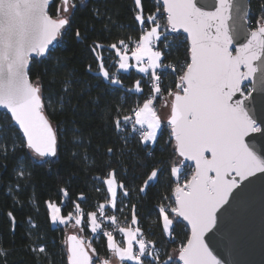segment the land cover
<instances>
[{
	"label": "snow or ice",
	"instance_id": "snow-or-ice-1",
	"mask_svg": "<svg viewBox=\"0 0 264 264\" xmlns=\"http://www.w3.org/2000/svg\"><path fill=\"white\" fill-rule=\"evenodd\" d=\"M133 5L138 38L105 45L92 39L87 29L75 26L76 0H0V159L14 160L16 192L27 186L21 181L30 178L32 168L55 162L59 131L47 112L51 97L44 96L39 75L32 79L31 65L51 59L57 38L71 32L86 46L92 58L87 71L96 79L123 88L120 73L134 69L147 77V97L127 114L122 106L117 107L111 123L125 148L132 141L155 146L164 129H170L165 140L170 158L143 165L146 171L138 191L144 193L160 183L161 177L169 178V195L157 205L158 222L169 243H175L176 227L183 226L186 242L162 253L138 226L136 205L131 206L130 225L121 226L115 214L109 215V208L122 211L117 207L118 192L128 197L129 189L118 179L117 169L106 162L104 175L94 177L107 193L95 211L85 213L74 202L73 210L65 215L61 204L45 201L51 223L75 230L66 233L62 242L66 264H223L210 247L213 238L206 237L217 228L218 213L234 190L250 177L264 176V147L258 153L249 142L259 138L264 145V114L258 119L247 103L257 82L264 89V0L255 16L250 0H158L155 11L148 14L142 0H133ZM93 14L97 19L104 16L99 9ZM107 20L111 22L110 17ZM104 30H109L107 23ZM180 32L186 34L188 48L186 61L177 68L164 60L170 47L168 34ZM168 72L176 75L175 90L168 89L165 95L162 76ZM245 81L251 82V89L244 86ZM70 91L71 82L66 80L63 92ZM125 92L142 96L141 80ZM164 109L167 113L162 116ZM114 154L113 147H108L106 155ZM120 154H125L123 149ZM84 160H88L86 155ZM60 192L68 196L66 188ZM78 200L84 201V195ZM7 215L15 231L16 218L12 212ZM29 224L39 229L31 218ZM85 227L93 234L102 232L108 257H101L91 241L79 234ZM117 233L122 242H117ZM29 238V250L37 259L49 258L46 245L40 242L43 236L36 231ZM7 255L0 247V257Z\"/></svg>",
	"mask_w": 264,
	"mask_h": 264
},
{
	"label": "trees",
	"instance_id": "trees-1",
	"mask_svg": "<svg viewBox=\"0 0 264 264\" xmlns=\"http://www.w3.org/2000/svg\"><path fill=\"white\" fill-rule=\"evenodd\" d=\"M79 6L75 16V26L81 31L88 30L92 39H98L105 45L120 39L133 40L139 36V25L134 19L133 0H76ZM261 0H250V11L255 16L259 11ZM145 14L154 12L157 0H142ZM99 9L104 16L97 19L93 10ZM54 11V10H53ZM111 18L108 22L107 18ZM163 20L161 23L163 24ZM105 23L108 31H105ZM58 46L52 53V58L33 62L32 79L39 75L43 81L44 96L51 97V106L47 112L52 123L59 131V149L54 163L42 164L31 169V176L21 184L27 186L16 192V179L13 175L14 160L0 159V247L8 253L0 257V264H66V249L63 240L69 228L64 225L52 226L47 215L45 201L52 200L61 204L63 214L73 210V203L79 202L85 213L95 211L100 203H104L107 193L105 186L99 184L94 177L104 175V164L110 162L117 169L118 179L124 181L129 189V196L123 197L118 192V209L109 215L115 214L121 226L130 225L131 206L136 205L138 226L141 227L149 240H155L161 252L170 253L178 248L182 241L186 242L183 226H177L174 233L175 243H169L168 238L161 232L158 222L157 205L161 197L169 195V178L161 177L160 183L140 193L146 171L144 164L152 165L156 161L167 160L171 156V149L165 145L170 129H164L162 137L155 146H141L135 141L127 147L120 135L116 133L111 123V116L116 108L122 106L123 114L134 107L137 102L142 103L149 94L147 77L131 70L129 73H120L123 88L109 85L106 81L96 79L87 71V65L92 58L84 44L77 42L70 32L58 37ZM90 42V41H89ZM56 43V42H55ZM170 47L165 51L166 64H173L179 68L187 59V40L178 33L168 34ZM163 48V45H161ZM107 57V53H105ZM95 69V66H94ZM115 71V69H112ZM141 80L143 95L126 93L136 80ZM71 82V91L63 92V82ZM176 75L171 72L162 76V88L175 90ZM249 89L248 86H245ZM47 103V100H46ZM160 110V102H156ZM61 105H63L61 107ZM0 123H3L0 120ZM11 136V130H7ZM108 147H113L115 154L106 155ZM125 154L121 156L120 150ZM161 149H165L161 151ZM73 153H76L73 156ZM16 155H20L17 151ZM88 160H84V156ZM190 172V169H187ZM9 188L13 192H9ZM66 188L68 196L64 197L60 189ZM100 188V191H97ZM83 194L84 201L78 200ZM15 196V199H14ZM12 212L16 218L15 231L8 217ZM31 221L39 225V229H31ZM107 228V224H105ZM38 231L43 236L41 243L46 245L48 257L41 256L39 260L29 250L30 232ZM86 240L91 241L101 257L110 254L106 249V238L101 233L92 234L85 227L82 233ZM122 236L116 234L117 242H122ZM163 258V257H162Z\"/></svg>",
	"mask_w": 264,
	"mask_h": 264
},
{
	"label": "water",
	"instance_id": "water-1",
	"mask_svg": "<svg viewBox=\"0 0 264 264\" xmlns=\"http://www.w3.org/2000/svg\"><path fill=\"white\" fill-rule=\"evenodd\" d=\"M204 2L211 3L212 0ZM180 34L186 39L185 33ZM244 86L252 88L250 81H245ZM247 103L250 112L258 119L264 114V89L258 82ZM249 142L258 153L262 151L264 145L259 138ZM218 217L217 228L208 234L206 240L213 238L210 247L223 264H264V176L257 174L243 181Z\"/></svg>",
	"mask_w": 264,
	"mask_h": 264
},
{
	"label": "crops",
	"instance_id": "crops-1",
	"mask_svg": "<svg viewBox=\"0 0 264 264\" xmlns=\"http://www.w3.org/2000/svg\"><path fill=\"white\" fill-rule=\"evenodd\" d=\"M131 71V70H130ZM133 71H135L134 69H133ZM136 72V71H135ZM137 73V72H136ZM139 74V73H138ZM140 75H142V74H140ZM109 210L111 211V212H113L114 210H112V209H110L109 208ZM107 224V223H106ZM56 225H60V224H53L52 223V226H56ZM62 226V225H61ZM89 230H90V228H89ZM91 232V231H90ZM93 234V233H92ZM94 235V234H93ZM125 264H131V262H125Z\"/></svg>",
	"mask_w": 264,
	"mask_h": 264
},
{
	"label": "rangeland",
	"instance_id": "rangeland-1",
	"mask_svg": "<svg viewBox=\"0 0 264 264\" xmlns=\"http://www.w3.org/2000/svg\"><path fill=\"white\" fill-rule=\"evenodd\" d=\"M166 113H167V109H164V110L161 111V115H162V116H163V115H166ZM73 231H75V230H73V229H71V228L68 229V232H73Z\"/></svg>",
	"mask_w": 264,
	"mask_h": 264
},
{
	"label": "built area",
	"instance_id": "built-area-1",
	"mask_svg": "<svg viewBox=\"0 0 264 264\" xmlns=\"http://www.w3.org/2000/svg\"><path fill=\"white\" fill-rule=\"evenodd\" d=\"M101 234H102V232H101Z\"/></svg>",
	"mask_w": 264,
	"mask_h": 264
}]
</instances>
